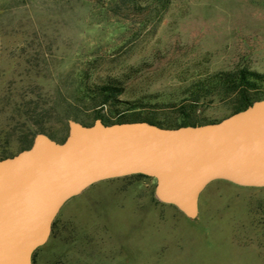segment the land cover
Here are the masks:
<instances>
[{
    "label": "rangeland",
    "instance_id": "1",
    "mask_svg": "<svg viewBox=\"0 0 264 264\" xmlns=\"http://www.w3.org/2000/svg\"><path fill=\"white\" fill-rule=\"evenodd\" d=\"M240 68L264 76V0H0V159L37 133L63 141L70 119L218 121L239 95L209 81ZM155 185L132 173L86 187L32 264H264V186L214 179L190 218Z\"/></svg>",
    "mask_w": 264,
    "mask_h": 264
},
{
    "label": "water",
    "instance_id": "2",
    "mask_svg": "<svg viewBox=\"0 0 264 264\" xmlns=\"http://www.w3.org/2000/svg\"><path fill=\"white\" fill-rule=\"evenodd\" d=\"M68 127L61 142L37 133L30 147L0 159V264H32L65 201L103 179L152 176L156 196L190 218L214 179L264 186V98L215 122L97 118Z\"/></svg>",
    "mask_w": 264,
    "mask_h": 264
},
{
    "label": "trees",
    "instance_id": "3",
    "mask_svg": "<svg viewBox=\"0 0 264 264\" xmlns=\"http://www.w3.org/2000/svg\"><path fill=\"white\" fill-rule=\"evenodd\" d=\"M263 77H264L263 74H260L258 72L250 71L246 68H240L234 71L222 72L220 75H215L214 77L211 78L209 82H212V83L222 82L223 84L229 85V87H231L233 90H237V93L239 95L238 96L239 104L233 110V112H236V111L244 109L249 104H251L254 100L264 98L257 92L258 84L260 81L264 80ZM197 87H199V85H197ZM100 89L101 91L105 92L110 97L116 96L121 91V88H119V86L115 85L112 82L103 84L100 87ZM186 99H189V98H184V101ZM190 99L197 101L199 98L192 96L190 97ZM137 105L139 104H135V106ZM185 105L186 103H183V106ZM143 120H146L150 123H154L160 126H167V127H175L179 125L188 124V122L186 121H183L179 124L173 123V122H161V121L153 120L152 118L148 116L143 117ZM122 121H127V120L118 119L116 122H122ZM212 122H215V121H212ZM193 124H197V123H193Z\"/></svg>",
    "mask_w": 264,
    "mask_h": 264
}]
</instances>
